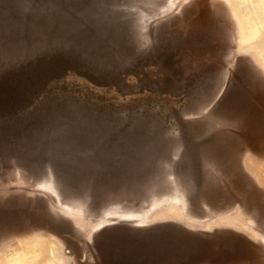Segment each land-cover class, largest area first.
Returning <instances> with one entry per match:
<instances>
[{
	"label": "rangeland",
	"instance_id": "rangeland-1",
	"mask_svg": "<svg viewBox=\"0 0 264 264\" xmlns=\"http://www.w3.org/2000/svg\"><path fill=\"white\" fill-rule=\"evenodd\" d=\"M113 1V30L93 50L66 34L29 44L26 33L6 27L9 11L0 7V264H78L81 253L79 264H96L81 241L115 220L142 227L172 223L208 240L201 254L178 264H264V0ZM11 10L18 12L14 2ZM33 58L32 68L24 66ZM138 58L141 64L133 66ZM16 70L28 71L21 84H4ZM26 85L37 87L26 93ZM70 109L120 117L122 128L157 125L169 138L186 127L221 149L200 167L206 175L200 188L192 165L200 153L178 142L181 152L171 165L177 170L158 161L143 185L109 190L146 196L128 197L124 209L119 200L89 208L66 192L93 180L63 170L54 149L18 146L57 139L60 132L45 130L54 114ZM145 132L128 139L156 157L175 147L160 140L159 130ZM166 192L172 195L162 196Z\"/></svg>",
	"mask_w": 264,
	"mask_h": 264
},
{
	"label": "water",
	"instance_id": "water-1",
	"mask_svg": "<svg viewBox=\"0 0 264 264\" xmlns=\"http://www.w3.org/2000/svg\"><path fill=\"white\" fill-rule=\"evenodd\" d=\"M68 1L69 0H0V7L8 9L9 11L7 12L8 13L7 18L5 19L7 22V24H5L6 27L9 26L12 27L13 30L11 29V31L12 34L14 35H18L20 33L21 34L26 33L25 35V37H27L26 40L29 42V44H31L35 39L36 40L41 39L42 41L46 40L49 42L55 39L59 41L60 37L64 35L63 33H68L69 31H72L71 29H73L74 31L73 25L75 24L76 21L75 19H72L73 16L79 18L87 17V15H85L82 12L76 13L73 10H71L73 7L72 8L69 7ZM92 1H93L92 3H94L95 5L97 4L100 5V8L98 10L90 11V13L88 14V19L91 20L89 22L93 26L94 34H91L90 32V34L92 35L91 37L92 41H87L85 43L89 45V47L93 50V47L104 43L106 41V38L110 35L111 31L113 30L112 28H110L109 22L113 21L112 14L114 7L112 4L114 1L113 0H92ZM13 2L16 7V10L18 11L17 13L11 10V4ZM69 11H72V13L69 14L71 19L69 25L71 26H67L66 23H64L63 21V18H65L66 20L68 19L66 17ZM38 23L40 24V26L37 28L36 25ZM73 36L75 35L73 34ZM35 58L26 60L25 62L27 64H24V66L32 68L33 64L35 65L34 62ZM40 66H42V64H40ZM27 67H25V70H27ZM19 70H16V72H14L15 74L12 73L11 76L12 78L10 77L4 78L3 79V81H5L4 84L6 85L9 84L12 86L13 83H17L18 85H20L21 84L20 80H23V76H24L23 74H25L28 71H25L23 73L20 72L17 74ZM145 83L146 80L141 81V85H144ZM150 83L156 84L157 80L156 81L152 80ZM164 86H170V85H164ZM36 87L37 86H35L34 88ZM157 87L161 88L159 87V85H157ZM176 87L178 88V86ZM236 87L237 86H234V88ZM24 89L26 93L31 92L33 90L28 85H26ZM235 92L236 90H233L231 95L233 96L238 94L237 92L236 93ZM237 98L238 100L240 99V97L237 95L235 102L237 101ZM113 119L115 118L107 119L109 121H106L105 123L109 122L107 124L113 125L115 123L113 122L114 121ZM119 119L120 117L115 119V121L118 124L119 122H121ZM93 124L94 126L102 125L101 123H99L98 120L93 121ZM185 128L186 127H184L182 131L186 133L185 136H187L189 140L190 131ZM200 140L201 137L197 138L194 141L198 142ZM189 141L191 142V140ZM200 167L198 171H200ZM88 171L93 172L94 170L91 169ZM116 179L118 178H112L111 176L107 179H104L105 182H108L107 189H102V188H106L105 187L106 185H104L102 181L71 184L68 187H72V188L68 189V192L65 191L67 195L66 198L68 199L72 198L76 201L85 200L86 202L85 206L89 208H93L92 206L94 203L113 201V200L114 201L119 200L120 205L129 204L128 201H125V199H128V197L133 198L135 197L134 195H136L138 198H140L144 195L146 196L149 193V192H141V191L129 192L126 190H123L121 192H119V190H113L111 192L109 190H111L113 186H116L115 185ZM57 181L59 184L58 195L60 196V194H62L64 190L63 192L60 191V180H58L57 178ZM77 185L80 186L78 189H76ZM125 222L126 221H122V220L112 221V223L109 226L102 228L96 234H94L90 241L82 240L81 242L85 249L84 254L86 256H92V259L96 262V264H105V263L107 264H178L184 261L194 259L199 254H201L205 250L207 244H209L206 238L198 234L192 233L180 225H176L172 223H162V224L142 227V226H130ZM177 237L178 238L183 237V239H185L184 241L187 240L186 241L187 243L188 240L191 241L194 240L195 242L193 241V244L188 243L187 246L181 247V243H183L184 241L180 242V240H176ZM142 238H146V239L150 238L156 240L154 241V245L156 246V249L154 248L155 251L147 250L146 251L147 256L145 258L143 257L141 258L138 252L139 250L142 249L143 246V241H141ZM226 243H223L221 241L222 247H225ZM159 251L162 254L161 258L170 257L172 260L170 261L154 260L153 258L155 257V254L156 253L158 254ZM67 254H69V251H67ZM80 259L81 260L78 262V264L82 261V253L80 254Z\"/></svg>",
	"mask_w": 264,
	"mask_h": 264
},
{
	"label": "bare ground",
	"instance_id": "bare-ground-1",
	"mask_svg": "<svg viewBox=\"0 0 264 264\" xmlns=\"http://www.w3.org/2000/svg\"><path fill=\"white\" fill-rule=\"evenodd\" d=\"M69 7H73L71 10H73L76 13H84L87 15L86 18H79L73 16L72 19H75L74 31H69L67 33H63L64 35H69L72 41H92V35L94 34L93 26L90 24L88 19V14L90 11H95L100 8V5H95L92 3V0H69ZM244 4V3H243ZM248 6V5H247ZM249 9V7H247ZM5 9V8H4ZM72 11H69L67 13V20L63 18L64 23H66L67 26H71L70 24V15ZM5 27L3 24L1 25ZM66 26V27H67ZM91 32V34H90ZM73 34L75 36H73ZM55 119L52 123V126H49L48 129L45 130V133L47 131L51 133L50 131L53 129H56L57 132H60L57 139L50 140V143L46 142H35L33 140H30L27 142L19 143L18 146H26V145H33L35 144L41 151L46 152L48 149H54L56 152H58V159L61 161V168L71 175H74L76 177L85 178L87 180H93V181H102L104 185H107L108 182H105L104 179L109 178L110 176L112 178H118L115 181V185L111 189H126L131 190L134 189L136 186H139V184H142V180L147 176L148 174L152 173L155 169L156 162H165L163 164V168L165 169H173V171L176 169V167H173V162L175 161L177 154L181 152L180 143L184 142L189 144L188 146L185 145L187 148V151L193 152V150H198V146H205L207 142L210 143V141L200 140L198 142L194 141L196 140L193 135H189L188 137L185 136L186 133L182 130L179 131L178 137H168L166 136L165 132H163L161 129L157 127V125H154L149 131H147L143 126L137 127L135 125L128 127V128H122L120 124H118L115 119H113L115 122L113 125H109L105 123L107 118H95L92 113H88L86 110H80V109H70V111H65L60 113V117L58 118V114H54ZM98 120L99 123L102 125L100 126H94L93 121ZM112 122V121H110ZM124 130H128V133L124 135ZM159 130L161 132L160 140L162 142L168 141V144L170 142H174L175 147L171 148L172 150L168 151L166 155L156 157L154 154L148 153L145 149V147H141L140 141H138L139 134L144 131L145 133H153V131ZM123 133V134H121ZM131 135L132 137H136L135 140H129L128 136ZM35 139H38V136H34ZM34 139V138H33ZM179 139V140H178ZM33 141V142H32ZM58 141V142H56ZM194 141V142H193ZM56 142V143H55ZM180 142V143H178ZM178 143V144H177ZM179 145V146H177ZM191 145V146H190ZM120 147V148H116ZM110 148H115L111 149ZM144 148V149H143ZM146 151V152H145ZM200 153V159H197V162L192 164L195 166V169H199L200 166H203L205 168V165L207 164V153L205 152H198ZM151 156V157H149ZM143 157H145L143 159ZM47 161V160H45ZM169 162V163H167ZM104 164L106 166V169L103 170L99 168L98 166H101ZM145 166V170L143 172H140V169ZM93 169V172H89L88 170ZM117 170V171H116ZM150 170V171H149ZM177 170V169H176ZM189 171V166L186 165L183 167L182 171L185 173L186 171ZM88 171V172H87ZM115 172V174H114ZM138 172V173H137ZM149 172V173H148ZM140 175L143 176V178H140ZM205 174L200 171H198L195 185L197 188H200L204 183L203 180L205 179ZM189 185L190 182H188ZM161 194V193H160ZM159 194L155 193L154 196H158ZM169 192H166L165 195L162 196H170ZM181 197L184 198L186 204H187V210L193 214V209L191 208V205L189 203L188 195L186 192H181ZM160 197V196H159ZM157 198V197H156ZM121 206V205H120ZM114 208V207H113ZM73 210V209H72ZM111 210L108 209L106 213ZM172 233V232H171ZM175 237V236H174ZM157 239V238H156ZM176 240H180V242L184 241L183 237L178 238ZM136 241V240H134ZM141 241H143L142 249L139 250V255L142 256L144 253L146 254L147 250L155 251L156 246L154 245V239H146L142 238ZM187 241V240H186ZM184 241L181 243V247L187 246L189 244H193L194 240H188V243ZM195 242V241H194ZM155 248V249H154ZM160 251L158 252V254ZM157 254V253H156ZM157 254V255H158ZM142 258V257H141ZM144 258V257H143ZM165 259V258H163Z\"/></svg>",
	"mask_w": 264,
	"mask_h": 264
},
{
	"label": "flooded vegetation",
	"instance_id": "flooded-vegetation-1",
	"mask_svg": "<svg viewBox=\"0 0 264 264\" xmlns=\"http://www.w3.org/2000/svg\"><path fill=\"white\" fill-rule=\"evenodd\" d=\"M159 46H161V45H159ZM179 66H180V68H183V67H186V65L185 64H182V65H180L179 64ZM187 68V67H186ZM122 131H124L123 133H124V135L126 134V133H128V130H124V129H122ZM123 133H121V134H123ZM211 142H214V141H210V143L209 142H207L206 143V145L205 146H198V150H195V152H200V151H202V152H205V153H207V155H212L213 154V152L214 153H219V149H221V148H219L218 146H216V147H211ZM188 144V143H187ZM189 144H191V143H189ZM188 144V145H189ZM216 143H214V145H215ZM218 144V143H217ZM142 146H144V145H142ZM191 146V145H190ZM116 148H120V147H116ZM111 149H115V148H110V150ZM139 176H140V178L142 177L143 178V176L142 175H140L139 174ZM205 191H207V190H205ZM155 198V197H154ZM156 200H157V198H155ZM144 203H146V201L144 202ZM113 208V207H112ZM117 208V207H116ZM121 208H123L124 209V207H121ZM136 208H138L139 209V207H136ZM132 211H136V210H132ZM147 256V254H145L144 253V255H142L141 257H146ZM161 256H162V254L161 253H159L158 255L157 254H155V257L153 258L154 260H156V261H159V260H161V261H167V260H172L170 257H165V259H163V258H161Z\"/></svg>",
	"mask_w": 264,
	"mask_h": 264
},
{
	"label": "crops",
	"instance_id": "crops-1",
	"mask_svg": "<svg viewBox=\"0 0 264 264\" xmlns=\"http://www.w3.org/2000/svg\"><path fill=\"white\" fill-rule=\"evenodd\" d=\"M163 46H164V48L166 47V46H171V44H165V45H162V48H163ZM155 49H158V50H155ZM154 49V51H159V49H161V48H159L158 46H157V48H155ZM149 53H151V52H149ZM147 54H148V52H147ZM147 54H144V55H142V57H144V56H146ZM140 59L141 58H138V60L137 61H135L133 64V66H137V65H140L141 64V62H140ZM140 62V63H139ZM132 67V66H131ZM128 68H130V66L128 67ZM125 83V82H124ZM125 85L128 87V88H137V85L138 84H135V82L134 83H132V84H130L129 82H126L125 83Z\"/></svg>",
	"mask_w": 264,
	"mask_h": 264
}]
</instances>
